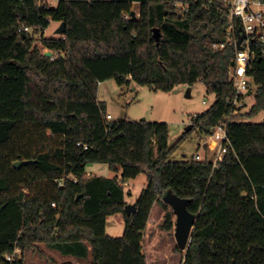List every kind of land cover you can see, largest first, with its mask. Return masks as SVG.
<instances>
[{
    "label": "trees",
    "instance_id": "1",
    "mask_svg": "<svg viewBox=\"0 0 264 264\" xmlns=\"http://www.w3.org/2000/svg\"><path fill=\"white\" fill-rule=\"evenodd\" d=\"M56 1L0 0V264H31L41 246L90 264H146L154 206L162 228L174 227L168 192L197 217L181 264H264V119L245 121L264 114V56L252 57L246 72L252 105L233 114L228 0ZM51 22L65 25L57 38L44 37ZM237 30L238 21L235 37ZM262 37L264 29L252 52L264 50ZM108 80L163 93L201 83L215 102L169 146L165 123L106 120L97 90ZM229 116L230 148L216 167L205 148L202 160H169L194 129L208 137ZM98 164L118 176L87 172ZM142 174L147 185L127 216L124 185ZM116 214L121 237L105 232Z\"/></svg>",
    "mask_w": 264,
    "mask_h": 264
},
{
    "label": "rangeland",
    "instance_id": "2",
    "mask_svg": "<svg viewBox=\"0 0 264 264\" xmlns=\"http://www.w3.org/2000/svg\"><path fill=\"white\" fill-rule=\"evenodd\" d=\"M50 8H55L56 0H45ZM135 12L138 7L133 6ZM255 10V8L253 7ZM264 11V8H262ZM59 24L51 22L48 29L44 32L45 38H57L55 34ZM32 34V33H30ZM34 40L40 38V34L33 35ZM47 50H43V53ZM178 93L155 92L147 87L132 85L127 89H120L113 80H108L99 84L97 90V99L105 103L106 115L110 116L111 122L114 121H141L165 123L168 126V145L176 144L185 133V128L191 125L193 115L201 114L211 107L215 102V96L208 94L201 83H196L191 87H180ZM186 90H189V96L186 97ZM205 102V104H203ZM247 108L245 113L252 105V96L246 99ZM264 114H260L246 122H261ZM207 137L202 136L197 129H194L191 135L183 141L177 151L169 158L172 162L190 161L195 156L197 160L204 158L203 142ZM209 146V145H208ZM209 158L211 159L214 148L208 147ZM87 172L92 176L103 178H114L118 175L109 171L105 165H91ZM147 178L144 174L139 175L135 180H130L124 185L125 191L131 193L126 195L127 204H134L140 192L145 189ZM163 211L159 206H154L150 214L147 228L144 232L142 252L146 258V264H181L183 251H180L174 239V227L171 231H165L162 228ZM175 221V217H174ZM124 231V220L121 214H116L107 218L106 234L111 237H121ZM42 255L32 256L31 264H63V261L69 260L70 264H90V260L75 261L73 258H63L57 253L48 250L46 247H39ZM49 262V263H47Z\"/></svg>",
    "mask_w": 264,
    "mask_h": 264
},
{
    "label": "built area",
    "instance_id": "3",
    "mask_svg": "<svg viewBox=\"0 0 264 264\" xmlns=\"http://www.w3.org/2000/svg\"><path fill=\"white\" fill-rule=\"evenodd\" d=\"M228 13L226 18L229 21L228 36L229 41L233 42L235 47V56L232 62V66L229 70V81L231 82L233 89L235 91L234 97L228 99L233 107V114L243 112L247 108L246 99L251 96L247 95L251 90L249 89L250 79L247 77L246 72L250 60L255 57L256 54L264 56V50L261 49L258 52H252L251 42L257 32L264 29V0H228ZM255 8V10L253 9ZM239 22V30L236 32V37L234 36L233 29L234 23ZM19 32H24L27 34L33 33L32 28L22 26ZM240 34L245 35V39L241 42L242 50L236 49V42ZM264 42V38L261 39ZM226 44L220 45V48L225 47ZM218 46H214L217 48ZM53 59V57H51ZM205 104V102H203ZM106 120H110V116L106 115ZM231 116L220 120L211 130V135L207 137V141L203 142V146L206 145L207 149L210 145L214 148L213 152V166L216 167L218 161L230 148V141L227 135L228 124L230 123ZM209 145V146H208ZM195 160L198 159L196 155ZM61 186L62 182H58ZM126 185V184H125ZM54 206V205H53Z\"/></svg>",
    "mask_w": 264,
    "mask_h": 264
},
{
    "label": "water",
    "instance_id": "4",
    "mask_svg": "<svg viewBox=\"0 0 264 264\" xmlns=\"http://www.w3.org/2000/svg\"><path fill=\"white\" fill-rule=\"evenodd\" d=\"M43 0H40L42 2ZM131 15H134V12L131 13ZM65 30V25L63 23H60L57 30L55 31V34L60 36L64 33ZM153 37L156 42H158L159 39V31L158 29L153 30ZM245 39L244 34H240L238 36L237 42H236V49L237 50H242L243 48L241 47V42ZM51 52L47 51L44 53V56L47 58L51 57ZM63 57V55L61 56ZM174 94L178 93L179 90H174L172 91ZM251 91L248 92L247 95H250ZM186 97L189 96V90H186ZM192 129V125H188L185 128V132H189ZM29 162H16L14 164V167L19 168L22 165H26ZM163 201L165 204H167L171 210L172 213L175 217V222H174V239L177 248L180 251H186L187 247L190 243V239L192 236V232L194 229L195 222L197 220V217L191 213L188 212L187 210V203L188 200L181 199L177 197L176 195L171 194L170 192L166 193L163 197ZM124 212L127 216L130 214H134L136 212V206L135 204H127L124 207Z\"/></svg>",
    "mask_w": 264,
    "mask_h": 264
},
{
    "label": "crops",
    "instance_id": "5",
    "mask_svg": "<svg viewBox=\"0 0 264 264\" xmlns=\"http://www.w3.org/2000/svg\"><path fill=\"white\" fill-rule=\"evenodd\" d=\"M75 261L77 262V260H75ZM63 263H70V261L69 260H65V261H63Z\"/></svg>",
    "mask_w": 264,
    "mask_h": 264
}]
</instances>
